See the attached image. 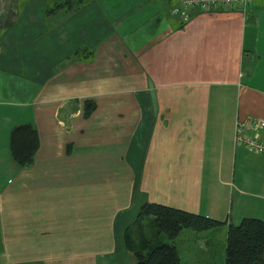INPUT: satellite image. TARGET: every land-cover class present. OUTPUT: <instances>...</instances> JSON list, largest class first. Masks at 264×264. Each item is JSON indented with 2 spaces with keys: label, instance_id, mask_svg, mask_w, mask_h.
I'll use <instances>...</instances> for the list:
<instances>
[{
  "label": "crops",
  "instance_id": "crops-1",
  "mask_svg": "<svg viewBox=\"0 0 264 264\" xmlns=\"http://www.w3.org/2000/svg\"><path fill=\"white\" fill-rule=\"evenodd\" d=\"M175 1L0 0V264H125L144 201L264 222V154L232 145L236 119L264 120V0L185 20Z\"/></svg>",
  "mask_w": 264,
  "mask_h": 264
},
{
  "label": "trees",
  "instance_id": "trees-1",
  "mask_svg": "<svg viewBox=\"0 0 264 264\" xmlns=\"http://www.w3.org/2000/svg\"><path fill=\"white\" fill-rule=\"evenodd\" d=\"M62 1L57 6L63 5ZM52 6L50 10H53ZM95 101H82V116H87ZM11 157L19 166L32 162L38 147V135L30 122L14 124L8 131ZM70 143H66L68 151ZM225 225L223 263L264 264V222L252 216L242 217L237 224L157 202H142L121 232L124 248L133 255V264H177L174 239L183 228L202 231ZM163 237L167 240H163ZM218 264V263H200Z\"/></svg>",
  "mask_w": 264,
  "mask_h": 264
},
{
  "label": "rangeland",
  "instance_id": "rangeland-1",
  "mask_svg": "<svg viewBox=\"0 0 264 264\" xmlns=\"http://www.w3.org/2000/svg\"><path fill=\"white\" fill-rule=\"evenodd\" d=\"M34 1H38V0H34ZM53 1L54 0H47V2H49V5H52ZM176 2L177 1H175V3ZM47 10L49 11L50 9L48 8ZM30 16L31 18L33 17V15H30ZM50 16L51 15H49V18ZM31 23H29L31 48L34 51H37V48L40 47L39 43L42 45V42H39L38 40L39 37L46 38V35L42 31H40L38 35L34 33L35 30L36 31L38 29L40 30L39 28L40 26L31 25ZM18 26H21V25L19 23H15L13 25L15 32H18V29H19ZM229 194H230V191H229ZM239 211H245V210H239ZM236 215L237 214L234 213V204L230 206L228 202V208L226 210V213L223 215L217 216L215 219H218L221 221L227 220L232 224H237L240 218H237ZM221 228H223L222 225L216 228H211V229L202 230V231H194L189 228L181 229L177 237L174 239V243L176 244V247L178 250V256H179L178 264H199V263H206V262H212V261L218 262L219 264L223 263L222 255H223V235H224L223 230L224 229H221ZM164 240H167V239L164 238ZM209 243L211 244V247H213L212 250L215 252V255L213 258H208L209 252H208L207 246ZM126 254L128 257L127 256L123 257L124 263L133 264L134 260H133L132 254L129 251H126Z\"/></svg>",
  "mask_w": 264,
  "mask_h": 264
},
{
  "label": "built area",
  "instance_id": "built-area-1",
  "mask_svg": "<svg viewBox=\"0 0 264 264\" xmlns=\"http://www.w3.org/2000/svg\"><path fill=\"white\" fill-rule=\"evenodd\" d=\"M252 0H177L171 12L179 15L181 19L189 16L193 7L201 10H214L218 8L244 9ZM232 145L264 154V120L255 116L238 118L234 121L232 130Z\"/></svg>",
  "mask_w": 264,
  "mask_h": 264
}]
</instances>
